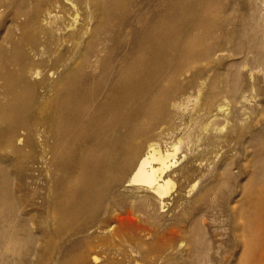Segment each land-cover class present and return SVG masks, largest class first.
Masks as SVG:
<instances>
[{"label": "rangeland", "instance_id": "obj_1", "mask_svg": "<svg viewBox=\"0 0 264 264\" xmlns=\"http://www.w3.org/2000/svg\"><path fill=\"white\" fill-rule=\"evenodd\" d=\"M11 1L12 0H4L6 4L5 10L6 9L7 10L6 12L4 10V13L0 19L1 28L4 27L5 25V27L2 28V30L0 28V46H1L0 55L1 54L3 55L2 57L0 56V59L2 60V61L0 60V83L3 84L5 82L4 83L5 85L0 84V106H1L0 107V120H1L0 125L2 121H4V123L2 124L3 126H0V131L2 132V133L0 132V138H1L0 143L3 142L0 145L1 147L2 145L4 147L3 150L2 148H0V151L2 150L0 152V165L7 166L6 170L8 169L6 172V176H8L9 178V184L4 188L9 194V202L12 204V206L14 205L19 206V210H18L19 213L16 217V224L18 225L17 227L20 228V229L18 228L17 229L21 230V232L20 231L17 232L16 239L19 242L18 244H14L15 246L10 244L9 246L2 248V250L0 251V263L2 264V262L5 260L3 264H22V262H25L26 260H28V262L29 261L30 262L28 263L26 261L27 264H45L46 261H47L46 264H57V263L59 264H74V263L75 264H150V263L151 264H155V263L156 264H203L204 261H205L204 264H264V258L258 259V251H257L258 249L256 248V245L252 244L254 243V241L251 240V236H256L260 234L259 226H262V222L264 221V172H262V170L259 169L261 168V162L264 161V7H263L264 2H262L264 0L262 1L257 0V2L260 1L258 2L259 4L256 3V0H253V1L251 0L250 1L249 0H212L215 3H217L218 8L216 11L218 13H216V11L214 12L212 11L210 12L209 14L210 16L208 18L211 19V21L214 24L215 23L217 25L225 24L224 26H222V28L224 27V31L225 33H227L226 34L227 36L225 35L226 38L221 39L219 37L220 36L219 31L216 28H214L215 38L214 37L211 38L208 43L210 45V48L219 47L218 49H214V48L211 49L212 52L213 50L214 51L216 50L217 52H213V53L214 54L216 53L217 55L212 54L207 60L203 62H199L196 65H194L195 67L192 66V67L186 68L187 71L186 70L183 71L181 76H179L177 80L175 81L176 84L178 83L177 90L179 89L181 90L177 91L175 94V97H173L176 99V100L174 99L175 103H177V105H175V108L173 107V110H175L173 112V117H174V113L176 112L175 114L176 115L178 114V117L175 116L177 118L175 121L180 122L181 126H180V129L176 130L173 133V136L167 141L168 142L167 146L171 145L168 147H172V145H175L177 147L176 156L172 160L174 161L172 165L173 167H171L170 169L178 170L180 166H182L183 171L172 174L171 183L173 185H171V187L173 186V188L169 190L168 196L162 201L161 204L158 203V201L152 199V197L150 196L145 197L146 196L144 195L145 192H143L142 194V191L136 188L137 186L130 185V184L129 185L123 184V181H125L126 178L128 179L130 176V172L128 173L126 172V175L125 173L123 174L124 176L121 175V177L123 176V181L120 182V185L119 184H118L119 186L114 185L113 188L111 187L108 190V193L103 199L104 201L103 200L101 201L100 199H99L100 201L97 200L101 203V204L97 203L99 207L98 211L100 210V213L97 212V215H95L92 220L91 218L86 220V224H84V226H87L88 229L85 230L84 232L76 231V233H73L72 231L76 230V228L80 226V223H77L78 224L77 225L74 222H67L69 223L68 225H70V227L71 225H76L74 228H72L73 230L70 231L69 234H68V231L66 230H63V231L57 230L58 232L56 234V229L58 226H56L55 223L52 222L53 220H51L50 217L44 214V208L43 206H41V200L38 198V195L42 197L43 188L45 185L44 171L40 163L41 161H39L41 157V152H40L41 147H37V145L36 146L32 145V139L30 138V135H32L31 128L36 127L34 125H39L42 123L43 116L41 117L40 114L42 115L44 114V111H43L44 107L41 108V106L44 105L43 104L44 102L42 101H44L43 99L46 96L47 88L49 86L58 85V83H60L62 76L64 77L66 73L71 72V68L73 66L76 67L79 64V60L81 59V56H82L81 55L82 53L80 54V52L83 51V49L85 48V46L87 45L89 41L91 42V40H93L91 36L94 33L92 30H95L94 28H96L94 27V24L98 26L97 24L99 23V20L101 17L100 13L102 11L99 13V11L101 10L100 6L104 5L106 2L110 0H106V1L98 0L99 3L101 2V5L97 3V0H93L94 2L91 0H76V1L68 0L69 2L67 1L66 3H65L66 0H60L61 5L59 4L60 1L55 2L56 0L55 1L45 0L44 2L45 5L43 4L41 0H39L38 2L39 5L36 4L38 0H35V1L30 0L31 3L35 2V3H32L33 7H35L36 5L38 7L40 6L41 7V8L39 7L40 10L51 11V15L54 13L55 15L53 14L52 16H55V17L54 18L48 17L45 20L47 21L45 22L46 25L44 24V21L42 22L38 20L37 22L28 21V23H26L25 26H22L21 23H18L16 24L17 26L16 25L14 26L11 23V21L9 22V18H11L10 15H11L13 8L16 6V4H18L17 2L18 0H13L16 4H14L13 1L11 3ZM53 1L56 4H54ZM88 1H90L89 4L92 2L96 3V5L93 3H92L93 5L90 4L91 6L89 8L93 7L94 12L96 11L95 13H92L93 8L89 9V11L91 10L90 11L91 15L89 11L87 10L89 6ZM111 1L115 2L116 0H111ZM122 1H124V5H126L128 4V1L130 0H122ZM133 1L130 3L131 6L130 4L126 5V9L124 8L125 6L122 7L123 6L122 5L121 6L122 12H119V11L117 12L118 10L117 9L115 17L109 21L106 31L102 35V40H100L102 42L99 41V43H101V45L103 46L102 47L100 45L99 47L101 48L100 49L101 50L100 60H103L104 57L105 59H110V58L120 59L124 56L123 53L126 54L125 57H127V55L129 54L131 55L132 50H134L136 47L135 45H137V40H136L137 34L140 33L139 31H141L140 27L142 25L137 22L139 16L142 17L144 15V17L147 16L145 18L148 19L149 15H151L149 18H151L152 20L155 16H156L155 18H158L161 14L162 15L166 14L167 16V14L170 12V14L173 13L174 23H182L181 19L183 17L179 19L177 18V14L179 15V12L182 11V8L179 6L180 1H183V2H180V4L188 8V10L190 11V12L188 11L189 13L192 14L193 12L191 11H194L193 13L194 19H200L201 24L205 28L208 27L207 25H204L206 19L202 18V15H201L202 7H201V4L199 3V0H180V1L176 0L178 2H175V0L174 2L173 0H171L172 2H169L170 0L169 1L167 0L157 1L156 0L157 2L155 0H135L134 2ZM140 1L142 2V4ZM20 2L22 3L21 0ZM48 2L49 3L51 2L50 4L53 7L50 4H48ZM72 2H73V5L77 7L74 6L75 7L74 8L73 5H71ZM152 2L153 3L155 2V3L153 4ZM163 2L168 3V5L166 6V3H163ZM250 2H253L255 4L252 3L251 5ZM31 3L29 4L30 6L27 4L29 9L32 6ZM170 3H171V6L168 7ZM176 3H178V5ZM188 4H190V6H187ZM257 4L259 5L260 9L258 8ZM85 5L86 6L88 5V6L86 7ZM66 6L70 7L69 10ZM94 6H97V7L95 8ZM47 7L48 8L50 7V8L48 9ZM65 7H66V10H64ZM133 7H135L134 9H136L137 12L133 10ZM171 7H173L172 12H171ZM252 7H254V12H253ZM255 7L257 8V10ZM73 9H76L77 13L75 12L76 10L73 11ZM121 9L119 10L121 11ZM125 10H128V11H125ZM123 11H125V13ZM258 11L261 15L258 13ZM130 12H133V13H130ZM147 12H149V15L147 14ZM252 12L255 14H253ZM73 13L75 14L74 16H73ZM118 13H119L120 18L119 17L117 18ZM92 14L94 15L92 16ZM155 14H157L158 16ZM64 15L66 19H63ZM87 15L91 17H86ZM162 15L160 17H162ZM225 16H226L225 18L226 20L224 19ZM248 17L250 19L252 18V20H250ZM71 18H73L74 21H72ZM89 18L90 19L93 18L91 21H94L95 23L94 22L92 23L91 21H89L90 20ZM85 19L87 22L88 21L89 22L88 23L86 22L87 24L85 23L86 24L84 25L85 27L84 26H82V28L80 27L81 28L80 32L83 33L81 35L79 34L80 32H78L80 30L79 26H81V24L85 22ZM3 20L5 21V24ZM50 20L53 22L55 21V22L54 23L49 22ZM258 20L259 22H257ZM222 21H225V22H222ZM247 21L249 22V24L247 23ZM253 21L255 23H253ZM30 22L33 25H31ZM132 23H134L133 26L129 27L130 24L132 25ZM145 23H146V19H145ZM245 23L249 26H247ZM90 24H92V27ZM53 25H55L54 28H52ZM258 25L261 27H259ZM86 26L90 28L89 31H88V27ZM245 26H247L246 27L247 29L244 28ZM46 27L48 28L47 30H49L48 31L49 33L47 32ZM57 27L59 28L57 29ZM14 28H15L14 32L16 33L12 32L11 34V30L12 29L14 30ZM73 28H75L74 29L75 31L73 30ZM51 29L55 31V33L56 32L57 33L55 34ZM65 29L67 32H65ZM67 29H69L70 32L72 31L71 36H70L71 33L69 32L70 33L69 34L68 33L69 30ZM125 29L128 31L126 32ZM249 29H250V32H249ZM28 30L31 32H28ZM84 30L85 32H82ZM237 30H241V31L244 30L247 36H249L247 34L248 32L250 33V35L253 33V35H255L258 40V41L256 40L257 43L253 39L249 41L248 37L246 39L244 38V40H243V37H236V38L228 37L231 31L234 32ZM25 31L29 34H27ZM34 32L35 33L37 32V35ZM76 32L78 33V35ZM31 33H32V36H31ZM84 33L85 35L88 33L86 37ZM14 34H17V35H14ZM188 34L189 33L186 31L182 34L183 38L182 37L176 38L175 45L176 44L181 45L183 43L181 45L182 48L187 46V44L189 45L188 42H191V40L188 39ZM257 34L258 35L262 34V35L258 36ZM79 35H81L80 38H79ZM109 35L111 36V39ZM30 37H32V39ZM36 37L37 39H35ZM72 37L75 38V41L74 39H72ZM61 38L64 41H62ZM85 38L86 39L88 38V40H85ZM108 38L110 39L109 40L110 43L113 42L112 44H109ZM11 39H13V43H11L12 42ZM22 39L24 42L22 41ZM51 39H54L56 41L51 40ZM78 39H79V42H78ZM125 39H126L127 44L125 42ZM7 40L10 42L9 44L8 42H6ZM17 40H18L19 45L18 43H16ZM34 40L36 41L37 46L34 45L35 44ZM45 40L47 41V43ZM216 40H217V45H220L218 47L216 43L214 42ZM224 40H227V41H224ZM31 41H34V42L32 43ZM122 41L125 43H123ZM180 41L181 42L183 41V42L181 43ZM233 41H234V44H233ZM43 42L46 44H43ZM64 42L67 45L66 47H65ZM71 42L72 44H74L75 42L76 44L79 43V45L77 46L78 48L75 47L76 50L75 48L72 49V47L76 45L73 46ZM59 43H62V45ZM120 43H123V44H120ZM106 44L107 46H105ZM31 45L32 46L34 45V47L37 50H35V48L32 49L33 47H31ZM68 45L69 46L72 45V46L69 47ZM130 45H131V48H129ZM234 45H236L235 46L236 48L234 47ZM241 45L244 48H242ZM22 46L25 47V49L26 48L27 49L23 50L24 48ZM44 46L46 47V50H42V49H45ZM181 46L177 47L176 45L175 47L180 48ZM50 47L51 49H49ZM111 47H113V49L115 48L117 49L112 50ZM258 47H260L261 52L260 50H258ZM6 48H8L9 52ZM31 49L33 52L31 51ZM77 49L80 50L79 51L80 55L78 54ZM125 49L127 50L125 51ZM233 49H236V50H233ZM249 49L250 50L252 49V50L249 51ZM67 50H70V52H68ZM13 51L15 54L13 53ZM28 51L30 52V54ZM56 51H57V54L55 55ZM112 51L113 52L115 51V52L113 53ZM17 52H19L18 53L19 56H17ZM43 52H45V54ZM249 52L251 53L249 54ZM51 53H53V55ZM245 53H248V55L247 54L245 55ZM102 54H104L105 56ZM112 54H114L113 58H112ZM28 55H31V56L28 57ZM75 55L77 58H75ZM244 55H245V58H248L249 60H251V57H252V60H253L252 64H251V61L247 62L248 59H245ZM250 55L252 56L250 57ZM214 56L216 57V59L214 58ZM30 57H32L33 60ZM36 57L39 58L38 61ZM254 58H257V59H254ZM6 60L9 63H7ZM56 60L58 61L56 62ZM30 61H31V64L33 65H30ZM46 61H48V63ZM36 63H38V65H35ZM54 63H56V67ZM57 63L60 67L57 66ZM68 64H69V67H67ZM29 65L31 66L30 68H28ZM248 66H250V68ZM203 67H206L205 68L206 72L204 71ZM207 67L209 69H207ZM36 68H38V73L40 74L34 71L36 70ZM41 68H43V71H45L46 69L45 73L42 71ZM47 68L50 70H48ZM61 68L62 70L64 69L65 72L64 71L61 72ZM28 69L33 70V72L29 70L30 72L29 73ZM52 69L53 70L57 69V70L52 72L53 71ZM23 71H25V73L27 74H25ZM50 71L52 73H50ZM233 71L239 72L238 74L237 73L235 74V76L236 75L238 76L236 79L239 80L237 82V84L239 83V86L237 85V88L239 89L237 91H234V94H233V91H229L226 89H223L225 91L223 90L216 91V89H214L211 86L212 80L213 79L216 80L215 78L217 77L215 76H217V74H220L219 77H222V75L226 73L225 75L226 77L223 76L222 78H225L228 80L232 77V73L234 74ZM19 72L23 73V75L22 74L20 75ZM198 72L203 73L204 75L202 74L201 76L202 78L204 77L205 79L204 78L200 79L201 76H199L200 74L198 75ZM15 73L17 74V76L19 75L21 76V77L19 76L20 80H23V81L25 80L27 83L25 81L24 82L19 81V78H17ZM190 73L194 77L191 76ZM50 74H52L51 77H49ZM27 75H29L30 77H28ZM39 75H41V77ZM4 76H6L5 77L6 79L4 78ZM26 76L28 79L26 78ZM45 77L47 78L44 80ZM1 78H4V80L2 81ZM16 78L18 79L19 84H18V81H16ZM23 78H26L27 80ZM38 79H39V82H38ZM11 80H12V83H10ZM42 80H43V83L41 82ZM13 81L18 87V88L16 87L17 89H13L15 88ZM52 81L54 82V84L52 83ZM42 84L43 85L45 84L44 88L40 87L42 86ZM3 86L6 87V89H4ZM33 87H35L34 88L35 90L33 89L34 91L32 89H29ZM2 88L4 90H7L6 92H8L9 94L8 93L5 94L6 92H4ZM21 89L22 91H20ZM16 90L18 92L20 91L21 93L16 92ZM28 90L30 91L27 92ZM216 92L221 96H217L218 94ZM212 93L213 94L216 93V95H213ZM7 95L10 96L9 99ZM20 95H23V96H20ZM14 96L16 99L14 98ZM30 96L32 97L33 100L31 98L29 99ZM23 99L25 101H23ZM16 100L20 102L22 101L24 105L23 106L20 105V102L18 103ZM8 101L10 102L9 104H7ZM12 102H14L15 104L11 105ZM30 102H32V104ZM206 103H209V104H206ZM16 104H18V108L15 107ZM38 104L40 105V107ZM219 105L222 106L220 110L217 109ZM10 106H11V109H10ZM12 107H14L15 109H13ZM19 107H20V112L18 110ZM38 108H41V109H38ZM25 110L27 112L29 111L31 116L29 114L26 115L27 112ZM9 112L11 115L9 114ZM37 114H39L38 115L39 117H37ZM26 116H29V118ZM15 117L16 119L19 118L17 120L19 122L18 124L16 123L17 121ZM31 117L32 118L34 117V118L32 119ZM196 117H198L199 119ZM6 119L10 122H8ZM23 119H24V122H23ZM29 119L31 121H29ZM36 119L37 120L40 119L39 121L41 123L38 122ZM29 122L31 125L29 124ZM24 128L26 129L24 130ZM18 130H20L21 132L20 134ZM12 132H14L15 134H19V137L22 140L21 141L19 140L20 142L12 140V138H10ZM25 132H26V136H24ZM21 134H24V135L21 136ZM26 138H27V141H26ZM24 140L26 142L25 144L23 143ZM9 144L12 145L13 147L10 146ZM28 146L32 150H30ZM35 148L37 149L35 150ZM16 164L17 165L19 164L18 165L19 168ZM32 175L36 177L34 181L30 179ZM35 180L37 181V183H35L36 182ZM33 182L35 183V185ZM22 183L24 185H22ZM18 186L19 188L17 189ZM32 189L37 190V198L34 197L33 194L30 193L33 191ZM38 189H41V190H38ZM12 192L14 194L15 192H17L14 198L16 200H13V198L10 196ZM30 195L33 197L32 200H31ZM113 195H115L116 197ZM135 195L137 198L135 197ZM143 197L145 200L144 202L148 201L149 199H150L149 200L150 202L148 201L149 203L148 202L145 203L146 206L141 211V210L136 209L137 208L136 206H137V203H139V201L143 199ZM34 198H36L35 201H34ZM31 201H32V204H34L36 207L31 204ZM112 202L116 203V206L112 207ZM131 202L134 204L132 205ZM38 207L41 211L38 209ZM32 208L34 211H32ZM35 208H37L38 210H36ZM100 208H102V210ZM130 210H131V214H130ZM237 214H242L243 217L239 216L238 219H236ZM31 216L34 217L32 218V220L34 219L33 220L34 222L31 220L32 228L30 226ZM51 222L53 224L52 226H51ZM25 224L27 226H24ZM54 225L56 226V228ZM65 226L67 225L65 224ZM22 227H23V231H22ZM41 227H43L44 229ZM40 228L42 231H39ZM44 230L46 232H44ZM30 232L34 234L35 241L38 240L40 237L39 241H37L36 244L34 241V243H32L33 245L31 246L32 248L30 247L31 249H33V246H34V249L32 252H34L35 254L31 253L30 251L31 249L27 246V244H25L27 243L25 241L26 236L30 234ZM59 232H61L62 234ZM39 233L41 235L38 237L37 235H39ZM41 236H42V239H41ZM50 239H52V241ZM259 241L260 240H258L257 243ZM49 242L53 244H50ZM85 242H87L88 244ZM76 244H77V247H76ZM251 245L254 246V249H251ZM58 246H61V247L59 248ZM26 247L29 249H27ZM62 247H65V248L63 249ZM42 248H44L45 251ZM56 249H57V252H56ZM34 250L37 252V254L40 253L38 254L39 256L38 255L36 256V252ZM26 251H28V253ZM49 251L51 252L49 253ZM74 251L78 252V254L75 253L77 257L75 254H74L75 256L73 255ZM79 251H81L82 253ZM23 253L27 255L25 258H24ZM68 254L69 256L71 255L72 256L69 257ZM22 255H23V258H22ZM45 255H48L49 257L47 256L48 257L47 258ZM63 255L64 256L67 255V256L64 257ZM205 256L209 259L208 262H206L207 258H205L204 260ZM16 257L18 258L20 257V258L18 259ZM62 257L64 258L62 259ZM65 259L69 261L66 260L67 263L62 261ZM73 259H74V262H73Z\"/></svg>", "mask_w": 264, "mask_h": 264}, {"label": "bare ground", "instance_id": "obj_2", "mask_svg": "<svg viewBox=\"0 0 264 264\" xmlns=\"http://www.w3.org/2000/svg\"><path fill=\"white\" fill-rule=\"evenodd\" d=\"M12 1H11V3H12ZM21 1H22L23 4L20 2V0L17 1L18 4H16L13 1V3L16 4V6L13 8V10L11 12V15L9 14L11 16V18H9V22L11 21V23L14 26L16 24H18V23H21L22 26H25V24L28 23V21H31V22H33V21L35 22L36 21L37 22L38 20L42 21V22L44 21V24H45V22H47L45 20L48 17L49 18L50 17H52V18L55 17V16H52L54 13L51 15V11H42V10H40L41 7L39 6L40 7L39 8L37 5L35 7H33L32 3H35V2L31 3L30 0H21ZM41 1L45 5V3H44L45 0H41ZM54 1H53V3H54ZM59 1L60 0H58V1L56 0L55 2H59ZM67 1L68 0H66L65 3ZM91 1H93V0H91ZM130 1H128V4H130L133 0L131 2ZM167 1H169V0H167ZM178 1H180V0H178ZM178 1L175 0V2H178ZM251 1H253V0H251ZM38 2H39V0L36 2V4L39 5ZM89 2L90 1H88V4H89ZM136 2H138V1H136ZM166 2H163V3H166ZM169 2H172V1L170 0ZM173 2H174V0H173ZM180 2H183V1H180ZM180 2H179V6L182 8V11L179 12V15L177 14V18L179 19V18L183 17L181 19L182 23H174L173 22V13L170 14V12L167 11V10H165V11L169 12L167 14V16H166L165 13H163L165 15L161 14L162 17H160L161 16L160 15L158 17L159 19L155 18L156 17L155 16L152 20H151V18H149L151 15H149V12H147V14L149 15L148 19L145 18L147 16L144 17V15H143L142 17L139 16V18L137 20V22L140 23L143 27L142 26H141L142 28L140 27L141 31H139L140 33L137 34V39H136L137 40V45L134 44L136 47H135L134 50H132L131 55L128 53L130 56L127 55V57H125L126 54L123 53L124 56L122 58L119 57L120 59H111V58L110 59H105V57H104L103 60H100L101 59L100 58V52H101L100 49L101 48H99V47H100L101 43H99V41L102 40V35L106 31V28H107V26L109 24V21L115 17L117 9H118L117 12L118 11L122 12L121 8L125 6L124 8L126 9V5H128V4L124 5V1H122V0H116L115 2H112L110 0V1L106 2L105 4L102 2L104 5L100 6L101 7L100 11L98 9L99 13L102 11L100 13L101 14L100 20L98 19L99 20V23L97 24L98 26H96V24H94V27H96V28H94L95 30L91 29L94 32L92 34V36H91L93 40H91V42L89 41L90 43L87 41L88 43H87L86 46L84 44L85 48L83 49V51L81 50L82 52H80V54L82 53L81 54L82 56H81V59L79 60V64L76 67L73 66L74 69L72 67L71 68V72L66 73V75L64 77L62 76V78L60 80V83H58V85L49 86L47 88V90H46V96H45L44 99L41 97L44 100V101H42V102H44L43 103L44 105L41 106V108L44 107L43 108L44 114L43 115L40 114L41 112L39 114H40L41 117L43 116V120H42V123H41L39 121L40 119H38V120L36 119L41 124L34 125V126H36L34 128L31 126L32 127L31 128L32 135H30V138L32 139V145L33 146L37 145V147H41L40 148L41 149V151H40L41 152V157H40L39 161H41L40 163H41L42 169L44 171V182H45V185H44V188H43L42 197L38 195V198L41 200V206H43V208H44V214L46 216L50 217L51 220H53L52 222H54L55 225L58 226L57 229H56V234L58 232L57 230H59V231L66 230V231H68V234H69V232L73 230L72 228H74L76 226V225H71V227H70V225H68L69 223H67V222H74L76 224L80 223V226H78L76 228V230L72 231L73 233H76V231L84 232L85 230H87L88 229L87 226H84V224H86V220H88L90 218L92 220L94 218V216L97 215V212L100 213V210L98 211L99 207H98L97 203H100L99 201L100 200L102 201L105 198L106 194L108 193V190L111 187L113 188L114 185L115 186L118 185V184L120 185V182L123 181V176H124L123 174L125 173V175H126V172L127 173L130 172V176H129L128 179L126 178V180L123 181V184H127V185L130 184V185L137 186L136 188L138 190H141L142 194H143V192H145V194H144V195H146L145 197H149L150 196V197H152V199L158 201V203L161 204L162 201L168 196L169 190L171 188H173V186L171 187V185H173L171 183L172 174H174L176 172L183 171L182 166H180V168L178 170L177 169L176 170H171L170 169L171 167H173L172 165H173L174 161H172V160L176 156L177 147L175 145H172V147H168V146H171V145L167 146V143H168L167 141L173 136V133L176 130L180 129V126H181L180 122H176L175 121L177 119L175 116L178 117V114L177 115L175 114L176 112L174 113V117H173V112L175 111V110H173V107L175 108V105H177V103H175L176 99L173 98V97H175V94H176L177 91L181 90V89L177 90V84L178 83L176 84L175 81L177 80V78L179 76H181L182 72L185 71L186 68L192 67V66L196 65L199 62H203V61L207 60L212 54H214L213 52H217L216 50L215 51L213 50V52L211 51V49H213V48L214 49H218L219 48L218 46H220V45H217V40L214 41V42L216 43L218 48H215V47H213V48L211 47L210 48V45L208 43L210 41V39L215 36V33H214L215 29L214 28H216L219 31V34H220L219 37L221 39H225L226 36H227L226 35L227 33H225V31H224V27L222 28V26H224L225 24L224 25H222V24H218L217 25L216 23L214 24L211 21V19L208 18L210 16L209 15L210 12H212V11L214 12L218 8L217 3H215L214 1H212V0H201L200 1L199 0V3L201 4V7H202V9H201L202 14L201 15H202L203 19H206L204 25H207L208 26L207 28H205L201 24V20L200 19H194L193 18L194 11H191V12H193L192 14L189 13L190 11L188 10V8H186L185 6L180 4ZM258 2H260V1H258ZM258 2L256 0V3H258ZM262 2H264V1H262ZM30 3H31L32 6L29 9L28 5ZM50 3L48 2V4H50ZM92 3H90V4H92ZM97 3H99L98 0H97ZM250 3L252 5L253 2H250ZM54 4H56V3H54ZM59 4L61 5V1H60ZM84 4H86V3H84ZM90 4H89V6L87 5L88 6V9H87L88 11H89V9L93 8V7L89 8L91 6ZM93 4L96 5V3H93ZM99 4L101 5V2ZM141 4H142V2H141ZM176 4L178 5V3H176ZM253 4H255V3H253ZM258 4H257V6L260 9ZM65 5H67V4H65ZM68 5H69V3H68ZM71 5H73V2L71 3ZM167 5H168V3H166V6ZM261 5H262V3H261ZM47 6H49V5H47ZM74 6L75 5H73V7ZM130 6H131V4H130ZM170 6H171V3H170V5L168 7H170ZM187 6H190V4H188ZM5 7H6V4H5L4 0H0V19H1L2 15H3V13H4ZM66 7L69 10L70 7H68V6H66ZM66 7H65L64 10H66ZM75 7H77V6H75ZM94 7L96 8L97 6H94ZM129 7H127V8H129ZM138 7H139V5H138ZM152 7H153V5H152ZM263 7H264V5H263ZM134 8L135 7H133V10H135L137 12V10L134 9ZM252 8H253V12H254V7H252ZM119 9H121V11ZM172 9H173V7H171V12H172ZM6 10H5V12H6ZM45 10H47V9H45ZM75 10L76 9H73V11H75ZM95 10H97V9H95ZM148 10H146V11H148ZM169 10H170V8H169ZM256 10H257V8H256ZM90 11H89V13L91 15ZM92 11H93L92 13L96 12V11L94 12V8H93ZM125 11H128V10H125ZM125 11H123V12L125 13ZM163 11H164V9H163ZM220 11H221V9H220ZM75 12L77 13V10ZM250 12H251V10H250ZM58 13H60V12H58ZM64 13H65V11H64ZM89 13H87V14H89ZM130 13H133V12H130ZM216 13H218V12L216 11ZM252 13H251V15H252ZM258 13H259V11H258ZM157 14H155V15H157ZM253 14H255V13H253ZM68 15H69V13H68ZM74 15L75 14L73 13V16ZM93 15L94 14H92V16ZM95 16H94V18H95ZM120 16H121V14H120ZM125 16H126V14H125ZM257 16H258V14H257ZM63 17H62L63 19H66L65 15ZM66 17H68V16H66ZM86 17H91V16L87 15ZM118 17H119V13H118L117 18ZM133 18H134V16H133ZM133 18H131V19H133ZM225 18H226V16L224 17V19ZM71 19H72V21H74L73 18H71ZM89 19H87V20H89ZM92 19L93 18H91L89 21H91ZM128 19H130V18H128ZM145 19H146V23H145ZM255 19H256V17H255ZM6 20H8V19H6ZM149 20H151V21H149ZM250 20H252V18ZM147 21H148V23H147ZM31 22H30V24H31ZM49 22H53V21L50 20ZM75 22H76V20H75ZM86 22L87 21L85 19V22L82 23L83 25L80 23L81 26H79L80 30L78 32L81 31L82 26H84V25H86L88 23V22L87 23ZM91 22L93 23L94 21H91ZM130 22H131V20H130ZM222 22H225V21H222ZM257 22H259V20ZM260 22H262V21H260ZM247 23L249 24L248 21H247ZM253 23H255V22L253 21ZM4 24H5V21H4ZM133 24L134 23H132V25L130 24L129 27L133 26ZM31 25H33V24H31ZM55 25H53L52 28H54ZM90 25L92 27V24H90ZM120 25H121V23H120ZM2 26H3V24H2ZM247 26H249V25H247ZM247 26H245L244 28H246ZM253 26H255V25H253ZM4 27H5V25H4ZM4 27H2V28H4ZM30 27H32V26H30ZM63 27H64V25H63ZM86 27H88V26H86ZM259 27H261V26H259ZM0 28H1V26H0ZM2 28H1V30H2ZM7 28H8V26H7ZM25 28H27V27H25ZM36 28H38V27H36ZM58 28L59 27H57V29ZM47 29L48 28L46 27V30ZM74 29L75 28H73V30ZM83 29H85V28H83ZM89 29L90 28L88 27V31H89ZM133 29H134V27H133ZM212 29H214V30H212ZM251 29H252V27H251ZM12 30H11V34H12V32L15 31V28H14L13 31ZM17 30H18V28H17ZM67 30H69V29H67ZM26 31H27V29H26ZM48 31L49 30H47V32ZM76 31H77V29H76ZM127 31L128 30H126V32ZM186 31L189 33L188 34V39L191 40V42H188L189 45L187 44V46L182 48V46H181L183 44L182 42L185 41V40H183L182 42L180 41L182 43V44L180 43L181 45L176 44L177 47L181 46L180 48L175 47L176 46L175 45L176 38H181V37L183 38L182 34L184 32H186ZM255 31H257V30H255ZM25 32H24V34H25ZM28 32H31V31L28 30ZM53 32L55 33V31H53ZM65 32H67L66 29H65ZM69 32H70V30L68 31V33ZM82 32H85V30L82 31ZM243 32H244V30H242V31L241 30H237V31H234V32L231 31L230 34L228 33L229 34L228 37H231V38L243 37V40H244V38L246 39L248 37L249 41L252 40V39L254 41L257 40L256 36L253 35V33L250 35V33H249L250 29H249V32L247 33L250 37L247 36L245 32H244L245 34ZM14 33H16V32H14ZM5 34H6V32H5ZM27 34H29V33H27ZM35 34L37 35V32ZM58 34H60V33H58ZM79 34L82 35L83 33L80 32ZM87 34L85 35V33H84L85 37L87 36ZM14 35H17V34H14ZM71 35H72V33L70 34V36ZM77 35H78V33H77ZM81 35H79V38H80ZM259 35H262V34H259ZM31 36H32V33H31ZM62 36H64V35H62ZM66 36H68V35H66ZM70 36H69V38H70ZM30 38L32 39V37H30ZM30 38H29V40H30ZM58 38H59V36H58ZM1 39H2V37H1ZM13 39H11L12 40L11 43H13ZM35 39H37V37ZM54 39H51V40H54ZM72 39H74V41H75L74 37H72ZM110 39H111V36H110ZM110 39L108 38V41ZM126 39H125V42H126ZM26 40H25V42H26ZM76 40H77V38H76ZM85 40H88V38L87 39L85 38ZM105 40H106V38H105ZM262 40H263V38H262ZM15 41H16V39H15ZM22 41H23V39H22ZM34 41H31V42L33 43ZM54 41H56V40H54ZM62 41H64V40L62 39ZM224 41H227V40H224ZM257 41H256V43H257ZM6 42H8V44L10 43L8 40ZM48 42H50V41H48ZM78 42H79V39H78ZM100 42H102V41H100ZM125 42H123V43H125ZM16 43H18V40H17ZM27 43H29V42H27ZM38 43H39V41H38ZM46 43H47V41H46ZM46 43L43 42V44H46ZM112 43H110V41H109V44H112ZM123 43H120V44H123ZM131 43H132V41H131ZM40 44H41V42H40ZM43 44H42V46H43ZM59 44L62 45V43H59ZM64 44H65V42H64ZM71 44H72V42H71ZM107 44L105 46H107ZM126 44H127V42H126ZM231 44H232V42H231ZM233 44H234V41H233ZM18 45H19V43H18ZM34 45H36V41H35ZM34 45L33 46L31 45V47H33L32 49L35 48ZM72 45L73 46L76 45V46L72 47V49H73V48L77 47L79 45V43L76 44V42H75ZM72 45H70V46H72ZM113 45H115V44H113ZM15 46H16V44H15ZM66 46L67 45L65 44V47ZM80 46H82V45H80ZM119 46H121V45H119ZM235 46L236 45H234V47ZM258 46H260V45H258ZM245 47H247V46H245ZM23 48H24L23 50L27 49V48L25 49V47H23ZM44 48L45 49H42V50H46L45 46H44ZM129 48H131V45L129 46ZM238 48H240V47H238ZM242 48H244V47L242 46ZM6 49L8 50V48H6ZM29 49H30V47H29ZM32 49H31V51H32ZM49 49H51V47ZM56 49H58V48H56ZM111 49L115 50L117 48L113 49V47H111ZM252 49H253V47H252ZM35 50H37V49L35 48ZM75 50H76V48H75ZM126 50L127 49H125V51ZM233 50H236V49H233ZM251 50L249 49V51H251ZM256 50H257V48H256ZM258 50H260V47H258ZM39 51H38V53H39ZM67 51L70 52V50H67ZM79 51L80 50H78V54H79ZM0 52H1V50H0ZM8 52H9V50H8ZM45 52H43V53L45 54ZM74 52H76V51H74ZM260 52H261V50H260ZM13 53H14V51H13ZM18 53L19 52H17V56H19ZM34 53H36V52H34ZM250 53L251 52H249V54ZM7 54H6V56H7ZM29 54H30V52H29ZM51 54L53 55V53H51ZM56 54H57V51H56L55 55ZM74 54H76V53H74ZM246 54L248 55V53H245V55ZM33 55H35V54H33ZM36 55H38V54H36ZM102 55H104V54H102ZM181 55H183V56H181ZM245 55H244V58H245ZM0 56L2 57L3 55L1 54ZM23 56H22V58H23ZM29 56H31V55H28V57ZM113 56H114V54H112V58H113ZM235 56H236V54H235ZM251 56L252 55H250V57ZM37 57H36V59L38 61L39 58H37ZM30 58L32 59V57H30ZM75 58H77L76 55H75ZM214 58L216 59L215 56H214ZM36 59H35V61H36ZM245 59H248V58H245ZM254 59H257V58H254ZM8 60H9V58H8ZM22 60H24V59H22ZM57 61L58 60H56V62ZM248 61H251V64H252V62H253L252 57H251V60L248 59L247 62ZM6 62H7V60H6ZM46 62L48 63V61H46ZM7 63H9V62H7ZM28 64H26V65H28ZM54 64H55V67H56V63H54ZM30 65H33V64H31V61H30ZM30 65L28 66V68L31 67ZM35 65H38V63H36ZM49 66H50V64H49ZM57 66L60 67L58 65V63H57ZM197 66H199V65H197ZM45 67H46V65H45ZM67 67H69V64L67 65ZM248 67L250 68V66H248ZM62 68H61V72L64 71V69L62 70ZM203 68H204V71H205L206 67H203ZM41 69L43 71V68H41ZM207 69H209V68L207 67ZM29 70H31V69H28V72H29ZM48 70H50V69H48ZM56 70H53L52 72H54ZM34 71L38 73V68H36V70H34ZM45 71H46V69H45ZM45 71H43V72L45 73ZM23 72L25 73V71H23ZM31 72H33V70H31ZM52 72L50 71V73H52ZM228 73H230V72H228ZM236 73L238 74L239 72L237 71V72H234V74L232 73V77L230 79H228V80L225 79V78H222L223 76L226 77L225 76L226 73L224 75H222V77H219L220 74H217V76H215V77H217V78H215L216 80H214V79L212 80L211 79L212 80L211 86L214 89H216V91H222L223 89H226V90H229V91H233V94H234V91H237L239 89V88H237V85L239 86V83L237 84V82L239 80L236 79L238 77L237 75L235 76ZM19 74L23 75V73H20V72H19ZM25 74H27V73H25ZM38 74H40V73H38ZM202 74L203 73L198 72L199 76H201ZM15 75L17 76L16 73H15ZM51 75L52 74H50L49 77H51ZM190 75H191V73H190ZM19 76H17V78H19ZM27 76L30 77L29 75H27ZM27 76H26V78H27ZM39 76L41 77V75H39ZM191 76H193V75H191ZM5 77L6 76H4V78ZM36 77H38V76H36ZM239 77H240V75H239ZM4 78H1L2 81L4 80ZM17 78H16V81H18ZM26 78H23V79H26ZM31 78H32V76H31ZM46 78L47 77H45L44 80ZM201 78H202V76L200 77V79ZM8 79H9V77H8ZM180 79H181V77H180ZM19 81H23V80H20V78H19ZM19 81H18V84H19ZM23 82H21V83H23ZM28 82H30V81H28ZM38 82H39V79H38ZM41 82L43 83V80ZM10 83H12V80H11ZM52 83L54 84L53 81H52ZM0 84L3 85L2 83H0ZM13 84H14V87H15L13 89H17L18 87L16 86L14 81H13ZM23 84H25V83H23ZM25 85H27V84H25ZM44 85L42 84V86H40V87L44 88ZM189 87H190V85H189ZM34 88L35 87L29 88V89L33 90ZM4 89H6V87H4ZM24 89H25V87H24ZM200 90H202V89H200ZM6 91L7 90H4V92H6ZM20 91H22V89ZM29 91L30 90H28L27 92H29ZM190 91H192V90H190ZM223 91H225V90H223ZM11 92H12V90H11ZM16 92H18V91L16 90ZM38 92H36V93H38ZM213 92H215V91H213ZM7 93L8 92H6L5 94H7ZM216 93H214V94L212 93V94L216 95ZM10 95H11V93H10ZM35 95H37V94H35ZM20 96H23V95H20ZM217 96H221V95L218 94ZM9 97L10 96H8V99H9ZM14 98H15V96H14ZM30 98L32 99L31 96L29 97V99ZM37 98H38V96H37ZM233 99H235V98H233ZM17 100H18V98H17ZM12 101H13V99H12ZM23 101H25V100L23 99ZM29 101H27V102H29ZM17 102L19 103L20 101H17ZM9 103L10 102L8 101L7 104H9ZM30 103L32 104V102H30ZM210 103H211V101H210ZM12 104H15V103L12 102L11 105ZM206 104H209V103H206ZM206 104H204V105H206ZM16 105H15V107L18 108V104H16ZM20 105H22V106L24 105L22 101L20 102ZM7 107H9V106H7ZM39 107H40V105H39ZM12 108L15 109L14 107H12ZM41 108H38V109H41ZM221 108H222L221 105H219L217 107V109H219V110ZM10 109H11V106H10ZM18 110L20 112V107H19ZM31 110H30V112H31ZM34 112H36V111H34ZM9 114H10V112H9ZM27 114L30 115L29 111L26 113V115ZM39 114H37V117H39L38 116ZM7 117H8V115H7ZM26 117L29 118V116H26ZM13 118H14V116H13ZM196 118H198V117H196ZM15 119H16V117H15ZM18 119H16V121ZM24 119H26V118H24ZM24 119H23V122H24ZM20 120H21V118H20ZM29 121H31V120L29 119ZM0 122H1V120H0ZM8 122H10V121H8ZM3 123H4V121H2L0 126H3L2 125ZM16 123L18 124L19 122L17 121ZM29 124H30V122H29ZM37 126H39V127H37ZM11 127H12V125H11ZM25 129L26 128H24V130ZM18 132H19V134L21 133L20 130H18ZM19 134H15L14 132H12L10 138H12V140H15V141H19V140L21 141L22 139H20ZM24 134H21V136H23V135L26 136V132ZM27 138H28V136H27ZM27 138H26V141H27ZM7 139H9V138H7ZM28 142H29V140H28ZM2 143H0V144H2ZM23 143L24 144L26 143L25 140L23 141ZM17 144H18V142H17ZM10 146H12V145H10ZM0 148H2V150H3V148H4L3 145H2V147L0 145ZM28 148H29V146H28ZM36 149L37 148H35V150ZM30 150H32V149H30ZM33 151H34V149H33ZM6 168H7V166H4V165L1 166L0 165V251L2 250V248L7 247L10 244H12L13 246H15L14 244H18L19 242L16 239L17 232L18 231L21 232V230H18L20 228H18L17 227L18 225L16 224V217H17V215L19 213L18 212L19 206L18 205H17L18 207L16 205L12 206V204L9 202V194L7 193L6 189L4 188V187H6L9 184V178H8V176H6V172H7L8 169L6 170ZM18 168H19V166H18ZM184 169H185V167H184ZM259 169H261L262 172H264V161L261 162V168H259ZM121 175H123V176L121 177ZM32 176L30 177V179L32 181H34V179H36V177L35 176L32 177ZM121 178H122V180H121ZM35 183H37V181ZM35 183H34V185H35ZM22 185H24V184L22 183ZM30 186H31V184H30ZM18 188H19V186L17 187V189ZM29 189H31V188H29ZM38 190H41V189H38ZM16 193L17 192H15V194ZM30 193L33 194V196L37 198V190H33ZM15 194L12 192V194L10 195L13 198V200H16V199H14L15 196H16ZM115 195H117V194H115ZM115 195H113V196H115ZM135 197H136V195H135ZM32 198L33 197L31 196V200H32ZM36 198H34V201H35ZM97 200H99V201H97ZM34 201H33V203H34ZM144 201L145 200H144V197H143V199H141L139 201V203H137V206H136L137 208L136 209L142 211L145 208V206H146L145 203L148 202V201H146V202H144ZM31 204H32V201H31ZM133 204L134 203H132V205ZM32 205L35 206L34 204H32ZM114 206H116V203L112 202V207H114ZM150 206H151V204H150ZM35 209L38 210L39 207H38V209L37 208H35ZM100 209L102 210V208H100ZM131 209H133V208H131ZM32 211H34L33 208H32ZM128 213H129V211H128ZM142 213H141V215H142ZM130 214H131V210H130ZM239 216L243 217L242 214H237L236 215V219H238ZM32 218H34V217L31 216V219L29 218L30 219L31 228H32V222H31ZM47 220H48V218H47ZM52 222H51V226L53 225ZM90 223H91V221H90ZM65 224L67 226H65ZM19 226H21V225H19ZM24 226H27V225L25 224ZM45 226H46V224H45ZM56 226H55V228H56ZM47 227H48V225H47ZM41 228H43V227H41ZM41 228H40L39 231H42ZM261 228H262V230H261ZM35 230H36V228H35ZM22 231H23V227H22ZM29 231H31V230H29ZM259 231H260V234L258 233L259 235L251 236V240L254 241V243H252V244L256 245V248L258 249L257 250L258 251V259H262V258H264V221L262 222V226H259ZM44 232H46V231L44 230ZM44 232H43V234H44ZM53 232H54V230H53ZM59 233H61V232H59ZM23 234H24V232H23ZM40 235L41 234L39 233V235H37V236L39 237ZM68 237H67V239H68ZM50 238H51V236H50ZM39 239H40V237H39ZM39 239L35 241L34 240V234H32V232H30V234H28L26 236V240L25 241L27 243H25V244H27V246L30 248L33 245L32 243H34V241H35V244H36V242L39 241ZM41 239H42V236H41ZM50 240L52 241V239H50ZM58 240H59V238H58ZM258 240H260V241L257 243ZM85 243H87V242H85ZM50 244H53V243H50ZM253 245H251V249H254ZM61 246H58V247L60 248ZM89 246H90V244H89ZM42 247H43V245H42ZM76 247H77V244H76ZM29 248H27V249H29ZM38 248H39V246H38ZM62 248L64 249L65 247H62ZM33 249H34V246H33ZM33 249L30 250L31 253H34V252H32ZM42 249L44 250V248H42ZM78 249H79V247H78ZM78 249H77V251H78ZM65 251H66V249H65ZM81 251H79V252H81ZM26 252L28 253V251H26ZM50 252L51 251H49V253ZM56 252H57V249H56ZM71 253H73V252H71ZM75 253L78 254V252L74 251L73 255ZM23 254H24V258H25L27 255L25 253H23ZM38 254H40V253H38ZM38 254L36 252V256ZM44 254H45V252H44ZM45 256L47 257L48 255H45ZM65 256H67V255H65ZM68 256H69V254H68ZM71 256H69V257H71ZM206 256L204 257V260H205V258H207ZM31 257H32V255H31ZM64 257H62V259ZM76 257H77V255H76ZM16 258H18V257H16ZM22 258H23V255H22ZM2 259H4V258H2ZM29 259H31V258H29ZM40 260H41V258H40ZM66 260L67 259L62 260V261L66 262ZM208 260L209 259L207 258L206 262H208ZM26 261L28 262V260H26ZM26 261L22 262V264L23 263L27 264ZM67 261H69V260H67ZM3 262H2V264H3ZM46 262H45V264H46ZM73 262H74V259H73ZM204 262H203V264H204ZM31 263H32V261H31ZM57 264H59V263H57Z\"/></svg>", "mask_w": 264, "mask_h": 264}]
</instances>
